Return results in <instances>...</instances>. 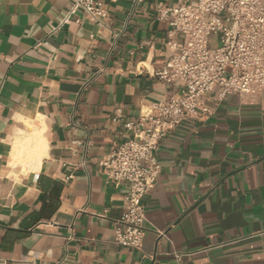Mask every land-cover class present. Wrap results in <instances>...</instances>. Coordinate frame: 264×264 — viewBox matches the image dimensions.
Masks as SVG:
<instances>
[{"label":"crops","instance_id":"1","mask_svg":"<svg viewBox=\"0 0 264 264\" xmlns=\"http://www.w3.org/2000/svg\"><path fill=\"white\" fill-rule=\"evenodd\" d=\"M95 1L100 22L66 19L73 0H0V264H264V90L205 96L156 151L141 250L116 243L127 186L100 161L123 121L179 94L154 76L157 6L175 0Z\"/></svg>","mask_w":264,"mask_h":264},{"label":"built area","instance_id":"2","mask_svg":"<svg viewBox=\"0 0 264 264\" xmlns=\"http://www.w3.org/2000/svg\"><path fill=\"white\" fill-rule=\"evenodd\" d=\"M79 8L93 22L108 15L95 0H73L66 19ZM156 18L168 24L170 57L154 76L178 87L179 94L142 105L135 120L123 121L131 138L100 161L107 182L127 186L116 243L138 251L146 220L142 198L161 171L160 143L184 120L198 118L206 95L215 92L220 101L231 94L254 98L264 90V0H175L158 4ZM177 34L180 41L173 39ZM174 255L179 260L181 254Z\"/></svg>","mask_w":264,"mask_h":264},{"label":"rangeland","instance_id":"3","mask_svg":"<svg viewBox=\"0 0 264 264\" xmlns=\"http://www.w3.org/2000/svg\"><path fill=\"white\" fill-rule=\"evenodd\" d=\"M210 39L212 40V39H213V37H210Z\"/></svg>","mask_w":264,"mask_h":264}]
</instances>
